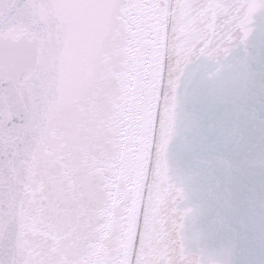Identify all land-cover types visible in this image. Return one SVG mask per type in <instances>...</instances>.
Masks as SVG:
<instances>
[{"label":"snow or ice","instance_id":"obj_1","mask_svg":"<svg viewBox=\"0 0 264 264\" xmlns=\"http://www.w3.org/2000/svg\"><path fill=\"white\" fill-rule=\"evenodd\" d=\"M0 264H264V0H0Z\"/></svg>","mask_w":264,"mask_h":264}]
</instances>
